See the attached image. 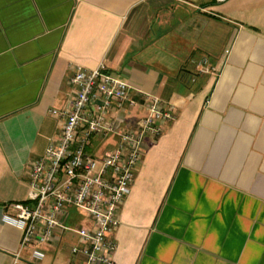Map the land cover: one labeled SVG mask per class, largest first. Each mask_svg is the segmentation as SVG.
I'll list each match as a JSON object with an SVG mask.
<instances>
[{
  "label": "crops",
  "instance_id": "crops-1",
  "mask_svg": "<svg viewBox=\"0 0 264 264\" xmlns=\"http://www.w3.org/2000/svg\"><path fill=\"white\" fill-rule=\"evenodd\" d=\"M202 57L212 72L195 71ZM76 66L172 113L141 144L114 264H264V0H0V264H64L75 243L57 230L31 259L4 216L27 200L26 165L56 137L49 112L67 106ZM63 221L89 222L73 209Z\"/></svg>",
  "mask_w": 264,
  "mask_h": 264
},
{
  "label": "built area",
  "instance_id": "built-area-1",
  "mask_svg": "<svg viewBox=\"0 0 264 264\" xmlns=\"http://www.w3.org/2000/svg\"><path fill=\"white\" fill-rule=\"evenodd\" d=\"M194 68L197 73L213 71L205 57ZM69 82L73 90L67 106L49 112L58 119L56 137L26 165L27 200L11 204L14 215L4 220L19 229V249H29L31 259L42 257L38 247L55 241L59 230L76 237L64 264H114L112 234L141 144L145 138H158L172 113L155 96L141 95L137 102L127 82L103 66H76ZM140 101L144 115L130 118L129 111ZM94 138H114L115 145L94 154L90 149ZM72 209L88 224L65 226L63 220Z\"/></svg>",
  "mask_w": 264,
  "mask_h": 264
}]
</instances>
